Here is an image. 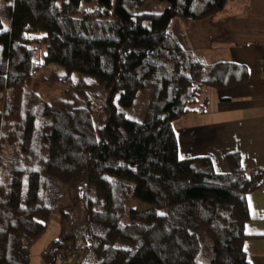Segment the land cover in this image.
Masks as SVG:
<instances>
[{
	"label": "trees",
	"instance_id": "1",
	"mask_svg": "<svg viewBox=\"0 0 264 264\" xmlns=\"http://www.w3.org/2000/svg\"><path fill=\"white\" fill-rule=\"evenodd\" d=\"M149 1L0 0V264H29L54 213L68 221L65 187L75 206L85 202L84 232L53 240L44 264H251L247 197L264 169L245 168L239 153L226 156L227 174L210 158L182 160L174 130L207 106L204 90L248 80L243 66L207 63L173 32L232 0H160L161 13H142ZM51 66L62 83L79 81L47 102L28 85ZM98 89L108 92L99 125ZM143 92L141 120L128 118ZM134 200L150 207L134 210Z\"/></svg>",
	"mask_w": 264,
	"mask_h": 264
},
{
	"label": "crops",
	"instance_id": "2",
	"mask_svg": "<svg viewBox=\"0 0 264 264\" xmlns=\"http://www.w3.org/2000/svg\"><path fill=\"white\" fill-rule=\"evenodd\" d=\"M186 32L187 46L207 63L241 65L248 80L222 90H204L207 106L174 123L180 158H210L217 173L227 174L226 156L239 153L245 168L264 169V0H232ZM247 202L250 221L244 250L251 264H264V186L250 193ZM60 264L81 263L75 258Z\"/></svg>",
	"mask_w": 264,
	"mask_h": 264
},
{
	"label": "rangeland",
	"instance_id": "3",
	"mask_svg": "<svg viewBox=\"0 0 264 264\" xmlns=\"http://www.w3.org/2000/svg\"><path fill=\"white\" fill-rule=\"evenodd\" d=\"M168 4L166 2H161L160 0H150L148 4L142 9V13H161ZM86 9L93 10L92 6L85 7ZM10 28V22H4V29ZM173 32L179 38L183 35L186 39V30L185 26L181 21H175L173 23ZM45 54V46L38 48V61H42ZM65 75V71L58 66H51L43 69L41 72H38L33 75L31 82L28 85L29 91L37 92L42 95V97L47 102H53L56 99L64 97L66 91L70 89L72 86L76 85L79 81V76L74 75L67 84L62 83L61 77ZM58 77V78H56ZM91 101H92V111L93 115L96 117L97 125H99L100 118L102 117L103 106L106 102L108 92L105 89H98L96 92L91 93ZM150 99L149 92L140 93L138 99L136 100L134 106L130 109L126 110L127 117L133 120L140 121L141 116L145 107L147 106ZM3 104H0V109H2ZM176 126V123H175ZM179 126V125H178ZM177 126V127H178ZM64 197L61 202V207L66 213L70 214V218L68 221L62 225L61 218L59 215V211L54 213L51 217L47 229L45 233L39 238L37 241L33 253L31 256V260L29 264H44V259L42 257V253H45L49 245L54 239H57L62 233L64 235L76 234L78 237L84 232L83 228L84 218H85V202L81 201V203L75 206V194L72 188L65 187L63 190ZM68 194V195H67ZM83 197V195H82ZM74 198L75 201L72 200ZM81 199V195L79 196V200ZM78 201V200H77ZM74 202V203H73ZM131 207L134 210L141 211L146 210L150 207L148 204H144L138 200H134L131 204ZM74 260L75 258H71ZM70 259V260H71ZM69 260V261H70ZM61 262H58L60 264Z\"/></svg>",
	"mask_w": 264,
	"mask_h": 264
},
{
	"label": "built area",
	"instance_id": "4",
	"mask_svg": "<svg viewBox=\"0 0 264 264\" xmlns=\"http://www.w3.org/2000/svg\"><path fill=\"white\" fill-rule=\"evenodd\" d=\"M263 70H264V65H263Z\"/></svg>",
	"mask_w": 264,
	"mask_h": 264
},
{
	"label": "snow or ice",
	"instance_id": "5",
	"mask_svg": "<svg viewBox=\"0 0 264 264\" xmlns=\"http://www.w3.org/2000/svg\"><path fill=\"white\" fill-rule=\"evenodd\" d=\"M161 215H163V213H161Z\"/></svg>",
	"mask_w": 264,
	"mask_h": 264
}]
</instances>
